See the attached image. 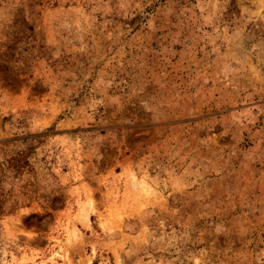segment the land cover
Listing matches in <instances>:
<instances>
[{"label":"rangeland","instance_id":"374dc122","mask_svg":"<svg viewBox=\"0 0 264 264\" xmlns=\"http://www.w3.org/2000/svg\"><path fill=\"white\" fill-rule=\"evenodd\" d=\"M0 264H264V0H0Z\"/></svg>","mask_w":264,"mask_h":264}]
</instances>
